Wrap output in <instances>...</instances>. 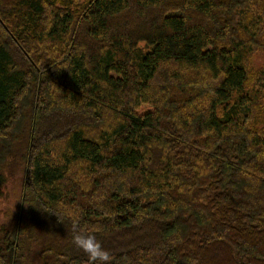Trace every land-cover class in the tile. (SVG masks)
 Here are the masks:
<instances>
[{
	"label": "trees",
	"instance_id": "1",
	"mask_svg": "<svg viewBox=\"0 0 264 264\" xmlns=\"http://www.w3.org/2000/svg\"><path fill=\"white\" fill-rule=\"evenodd\" d=\"M258 58L264 0H0V264H264Z\"/></svg>",
	"mask_w": 264,
	"mask_h": 264
},
{
	"label": "clouds",
	"instance_id": "2",
	"mask_svg": "<svg viewBox=\"0 0 264 264\" xmlns=\"http://www.w3.org/2000/svg\"><path fill=\"white\" fill-rule=\"evenodd\" d=\"M72 243L87 256V264H111V253L103 248L93 232L80 228L78 221H73Z\"/></svg>",
	"mask_w": 264,
	"mask_h": 264
},
{
	"label": "rangeland",
	"instance_id": "3",
	"mask_svg": "<svg viewBox=\"0 0 264 264\" xmlns=\"http://www.w3.org/2000/svg\"><path fill=\"white\" fill-rule=\"evenodd\" d=\"M256 63H257L256 65H261L264 63V61L263 59L258 58V60H256ZM149 109H150L149 107L144 106L141 112L148 111ZM20 187H21V184H19L18 181L16 184L9 186L8 191H6V199L3 200V202L0 204V210H5V209L10 210V208L15 207V204L17 202V198L19 195L18 193L20 191Z\"/></svg>",
	"mask_w": 264,
	"mask_h": 264
}]
</instances>
